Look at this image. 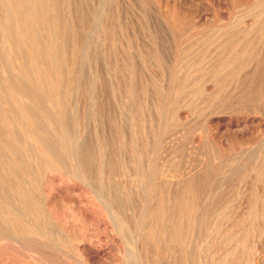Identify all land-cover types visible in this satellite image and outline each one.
<instances>
[{"label": "rangeland", "instance_id": "rangeland-1", "mask_svg": "<svg viewBox=\"0 0 264 264\" xmlns=\"http://www.w3.org/2000/svg\"><path fill=\"white\" fill-rule=\"evenodd\" d=\"M0 264H264V0H0Z\"/></svg>", "mask_w": 264, "mask_h": 264}, {"label": "bare ground", "instance_id": "bare-ground-1", "mask_svg": "<svg viewBox=\"0 0 264 264\" xmlns=\"http://www.w3.org/2000/svg\"><path fill=\"white\" fill-rule=\"evenodd\" d=\"M32 142V141H31ZM40 142V141H39ZM45 152V151H44ZM49 156V155H48ZM50 158V157H49ZM50 160H51V158H50ZM55 164V163H54ZM47 168H48V166H47Z\"/></svg>", "mask_w": 264, "mask_h": 264}]
</instances>
